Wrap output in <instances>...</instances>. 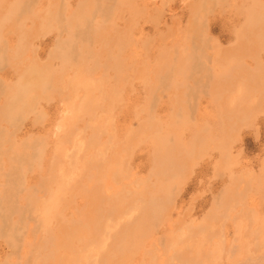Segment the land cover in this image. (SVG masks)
<instances>
[{
    "label": "rangeland",
    "instance_id": "obj_1",
    "mask_svg": "<svg viewBox=\"0 0 264 264\" xmlns=\"http://www.w3.org/2000/svg\"><path fill=\"white\" fill-rule=\"evenodd\" d=\"M16 1L0 0V112L28 69L36 85L12 124L0 115V198L14 166V189L22 187L11 192L17 215L9 210L8 226L0 218V264H198V256L200 264H264V0ZM58 43L71 44L62 46L67 57ZM158 195L161 219L142 230L141 206ZM18 210H29L21 223Z\"/></svg>",
    "mask_w": 264,
    "mask_h": 264
},
{
    "label": "bare ground",
    "instance_id": "obj_2",
    "mask_svg": "<svg viewBox=\"0 0 264 264\" xmlns=\"http://www.w3.org/2000/svg\"><path fill=\"white\" fill-rule=\"evenodd\" d=\"M28 1H29V0H28ZM28 1H26V2H28ZM89 1H91V0H89ZM93 1L96 2L97 0H93ZM103 1H104V0H103ZM253 1H254V0H253ZM16 2H17V4H18V0H17ZM20 2H21V1H20ZM23 2H25V1H23ZM31 2H32V1H31ZM110 2H111V1H110ZM113 2H114V1H113ZM203 2H205V1H203ZM203 2H202V3H203ZM13 3H14V2H13ZM29 3H30V1H29ZM51 3H52V2H51ZM90 3H91V2H90ZM97 3H99V2H97ZM103 3H104V2H103ZM199 3H200V1H199ZM19 4H20V3H19ZM19 4H18V5H19ZM94 4H95V3H94ZM110 4H111V3H110ZM20 5H21V4H20ZM25 5H26V4H25ZM27 5H31V4H27ZM65 5H66V4H65ZM107 5H109V4H107ZM253 5H254V4H253ZM23 6H24V3H23V5L20 6V7H23ZM83 6H84V5H83ZM88 6H89V5H88ZM96 6H97V5H96ZM110 6H111V5H110ZM12 7H13V6H12ZM12 7H11V8H12ZM15 7H16V8H15ZM25 7H26V6H25ZM28 7H29V6H28ZM49 7H50V6H49ZM62 7H63V6H62ZM23 8H24V7H23ZM103 8H104V7H103ZM111 8H112V7H111ZM252 8H253V7H252ZM18 9H19V6H15V5H14L13 11L16 10V12H17ZM21 9H22V8H21ZM81 9H83V8H81ZM94 9H95V8H94ZM201 9H202V8H201ZM262 9H264V8L262 7ZM24 10H25V8H24L23 10H20V9H19V11H24ZM78 10H79V9H78ZM87 10H88V9H87ZM196 10H197V9H196ZM258 10H259V9H258ZM13 11L11 10L10 14H11V13L13 14V13H14ZM250 11H251V10H250ZM16 12L14 13V15L11 14L10 16H13V18H16V15H15ZM26 12H27V11H26ZM29 12H30V11H29ZM81 12H82V11H81ZM91 12H92V11H91ZM95 12H96V11H95ZM257 12H258V11H257ZM260 12H262V11H260ZM17 13H18V12H17ZM21 13H22V12H21ZM58 13H59V11H58ZM86 13H87V12H86ZM4 14H5V13H4ZM4 14H3V15H4ZM7 14H8V13H7ZM18 14H19V13H18ZM18 14H17V15H18ZM60 14H62V13H60ZM99 14H100V13H99ZM246 14H247V13H246ZM248 14H249V13H248ZM253 14H254V12H253ZM253 14H252V15H253ZM261 14H262V13H261ZM261 14H260V15H261ZM24 15H25V13H24ZM24 15H23V16H24ZM58 15H59V14H58ZM58 15H57V16H58ZM78 15H79V14H78ZM93 15H94V14H93ZM100 15H101V14H100ZM260 15H259V16H260ZM14 16H15V17H14ZM26 16H27V15H26ZM98 16H99V15H98ZM256 16H257V15H256ZM5 17H6V16H5ZM58 17H59V16H58ZM254 17H255V14H254ZM2 18H3V17H2ZM2 18H1V19H2ZM11 18H12V17H11ZM18 18H19V16H18ZM49 18H50V17H49ZM83 18H84V15H83ZM94 18H95V17H94ZM247 18H249V17H247ZM262 18H264V17H262ZM16 19H17V18H16ZM59 19H60V18H58V21H59ZM91 19H92V17H91ZM249 19H250V18H249ZM253 19H255V18H253ZM4 20H5V19H4ZM4 20H3V21H4ZM11 20H12V19H11ZM62 20H63V19H62ZM83 20H84V19H83ZM88 20H89V19H88ZM102 20H103V19H102ZM247 20H248V19H247ZM24 21H25V20H24ZM67 21H68V20H67ZM85 21L87 22L86 18H85ZM85 21H83V22H85ZM92 21H93V20H92ZM106 21H107V20H106ZM248 21H252V20L250 19V20H248ZM0 22H1V21H0ZM11 22H13V21H11ZM104 22H105V21H104ZM3 23H4V22H3ZM20 23H21V22H20ZM66 23H67V22H66ZM70 23H71V22H70ZM105 23H106V22H105ZM0 24H1V23H0ZM4 24H5V23H4ZM57 24H58V23H57ZM88 24H89V23H88ZM107 24H108V23H107ZM255 24H256V23H255ZM9 25H10V24H9ZM91 25H92V24H91ZM2 26H3V24H2ZM111 26H112V25H111ZM250 26H251V25H250ZM253 26H254V25H253ZM79 27H80V26H79ZM248 27H249V25H248ZM250 28H251V27H250ZM16 29H17V28H16ZM22 29H23V28H22ZM88 29H89V28H88ZM92 29H93V28H92ZM97 29H98V28H97ZM263 29H264V28H263ZM99 30H100V29H99ZM96 31H97V30H96ZM262 31H263V30H262ZM24 32H25V31H24ZM88 32H89V31H88ZM93 32H94V31H93ZM99 32H100V31H99ZM91 33H92V32H91ZM101 33H102V32H101ZM21 34H22V33H21ZM25 34H26V33H25ZM43 34H44V33H43ZM93 34H94V33H93ZM259 34H260V33H259ZM71 35H72V34H71ZM77 35H78V34H77ZM90 35H91V34H90ZM0 36H1V35H0ZM19 36H21V35H19ZM23 36H24V35H23ZM73 36H74V35H73ZM122 36H123V35H122ZM69 37H70V39L72 38V36H70V35H69ZM99 37H100V36H99ZM28 38H29V36H28ZM32 38H33V37H32ZM67 38H68V37H67ZM74 38H75V37H74ZM88 38H89V37H88ZM0 39H1V38H0ZM19 39H21V38H19ZM33 39H36V38H33ZM70 39H69L68 42L71 41ZM83 39H84V38H83ZM89 40H90V39H89ZM103 40H104V39H103ZM117 40H118V39H117ZM23 41H24V40H23ZM23 41H22V43H23ZM65 41H66V40H65ZM75 41H76V40H75ZM109 42H110V41H109ZM28 43H29V42H28ZM90 43H91V42H90ZM19 44H20V43H19ZM24 44H25V43H24ZM69 44H70V43H66V44L64 45V43H62V44H61V43H58V45H57V49H58L59 51H61V52H59V53L62 55L63 58H64V57H67V56H66V54L64 53L65 48L62 47V46L64 45V46H66V47L68 48V46L71 45V44H70V45H69ZM74 44H75V43L73 42V45H74ZM78 44H79V43H78ZM91 44H92V43H91ZM105 44H106V43H105ZM75 45H77V44H75ZM112 45H113V44H112ZM22 46H23V45L20 44V47H22ZM29 46H30V45H29ZM70 47H71V46H70ZM72 47H74V46H72ZM101 47H102V46H101ZM118 47H119V46H118ZM241 47H242V46H241ZM23 48H24V46H23ZM75 48H76V47H75ZM75 48H74V50H75ZM83 48H84V47H83ZM83 48H82V49H83ZM110 48H112V47H110ZM110 48H108V49H110ZM120 48H121V47H120ZM1 49H2V47H1ZM16 49H17V48H16ZM72 49H73V48H72ZM237 50H238V49H237ZM15 51H16V50H15ZM76 51H77V50H76ZM83 51H84V50H83ZM111 51H112V50H111ZM120 51H122V50H120ZM242 51H243V49H242ZM259 51H260V50H259ZM3 52H4V51H3ZM3 52H2V54H3ZM10 52H11V51H10ZM86 52H87V51H86ZM108 52H109V50H108ZM13 53H14V52H13ZM191 53H193V52H191ZM197 53H198V52H197ZM9 54H10V53H9ZM81 54H83V53L81 52ZM109 54H110V53H109ZM117 54H118V53H117ZM241 54H243V53H241ZM0 55H1V54H0ZM7 55H8V54H7ZM61 55H60V56H61ZM71 55H72V54H70V56H71ZM83 55H84V54H83ZM194 55H195V54H194ZM196 55H197V54H196ZM254 55H255V54H254ZM5 56H6V55H5ZM70 56H69V57H70ZM108 56H109V55H108ZM198 56H200V55H198ZM8 57H9V56H8ZM16 57H17V56H16ZM73 57H74V56H73ZM75 57H76V56H75ZM0 58L2 59V56H1ZM11 58H12V57H11ZM13 58H15V53H14V57H13ZM17 58H18V57H17ZM49 58H51V56H50ZM49 58H48V59H49ZM161 58H162V57H161ZM197 58H198V57H197ZM1 59H0V63H1ZM5 59H6V58H5ZM57 59H58V58H57ZM67 59H68V58H67ZM67 59H66V60H67ZM2 60H3V59H2ZM7 60H8V59H7ZM14 60H15V59H14ZM14 60H13V61H14ZM16 60H17V59H16ZM51 60H52V59H51ZM80 60H81V58H80ZM5 61H6V60H5ZM67 61H68V60H67ZM72 61H73V60H72ZM83 61L85 62V60H82V62H83ZM108 61H109V59H108ZM10 62H11V61H10ZM62 62H63V61H62ZM64 62H65V61H64ZM69 62H70V61H69ZM220 62H221V61H220ZM5 63H6V62H5ZM8 63H9V62H8ZM14 63H15V62H14ZM21 63H22V62H21ZM233 63H234V62H233ZM236 64H237V62H236ZM160 65H161V63H160ZM216 65H217V64H216ZM240 65H241V64H240ZM9 66H10V65H9ZM80 66H82V65H80ZM114 66H115V65H114ZM105 67H106V66H105ZM163 67H164V66H163ZM163 67H162V68H163ZM33 68H34V67H33ZM33 68H32V69H33ZM35 68H38V67H35ZM42 68H43V67H42ZM116 68H117V67H116ZM171 68H172V67H171ZM60 69H61V68H60ZM185 70H186V69H185ZM230 70H231V69H230ZM238 70H239V69H238ZM31 71H32L31 69H30V70L28 69L23 75L20 76L21 78L18 79L19 81L17 80L18 83L16 82V83L18 84V85L16 84V85H17V88H16V89H15V88H13V89L11 88L12 90L15 89V90L13 91V93H12V90H11V89L8 90V91H10V92L12 93V95L10 96V100H9V98L7 97V98H8V100H7L8 102L4 105L3 109H2L1 112H0V115L2 116V118L5 117L7 121L10 120V121H11V124H12V122L14 121L13 119L18 118V116H17V111H16V107H17V105H18L20 102H23V101H24L23 103H26L24 99H25V98H28L30 95H32V94H30V93L32 92L33 88H34L35 85H36V84H34L35 81L30 79V78H31V74H32ZM260 71H261V70H260ZM160 72H161V71H160ZM190 72H191V70H190ZM257 72H258V71H257ZM169 73H170V72H169ZM32 75H33V74H32ZM157 75H158V74H157ZM193 75H194V74H193ZM255 75H256V74H255ZM33 76H35V75H33ZM33 76H32V78H34ZM51 76H52V75H51ZM61 76H62V75H61ZM92 76H93V74H92ZM226 76H227V75H226ZM237 76H238V75H237ZM44 77H45V76H44ZM44 77H43V78H44ZM41 78H42V76H41ZM55 78H57V77H55ZM60 78H61V77H60ZM80 78H81V77H80ZM86 78H87V77H86ZM255 78H256V77H255ZM170 79H171V78H170ZM39 80H40V79H39ZM43 80L45 81V79H43ZM43 80H42V81H43ZM100 80H101V79H100ZM218 80H219V79H218ZM240 80H241V78H240ZM96 81H97V80H96ZM167 81H169V80H167ZM215 81H216V80H215ZM244 81H245V80H244ZM101 82H102V81H101ZM103 82H104V81H103ZM163 82H164V80H163ZM201 82H202V81H201ZM236 82H237V81H236ZM236 82H235V83H236ZM35 83H36V82H35ZM38 83H39V82H38ZM38 83H37V84H38ZM41 83H42V82H41ZM75 83H76V82H75ZM167 83H168V82H167ZM254 83H255V82H254ZM99 84H100V83H99ZM201 84H202V83H201ZM219 84H221V83H219ZM224 84H225V83H224ZM16 85H15V86H16ZM40 85H41V84H40ZM50 85H51V84H50ZM165 85H166V84H165ZM171 85H172V84H171ZM104 86H105V85H104ZM225 86H226V85H225ZM73 87H74V86H73ZM165 87H167V86H165ZM168 87H169V86H168ZM168 87H167V88H168ZM174 87H175V86H174ZM38 89H39V88H38ZM42 89H43V88H42ZM52 89H53V88H52ZM85 89H86V88H85ZM97 89H98V88H97ZM187 89H188V88H187ZM201 89H202V88H201ZM220 89H221V88H220ZM35 90H37V89H35ZM48 90H49V89H48ZM78 90H79V89H78ZM153 90H154V89H153ZM164 90H165V89H164ZM178 90H179V88H178ZM185 90H186V89H185ZM254 90H255V89H254ZM33 91H34V90H33ZM37 91H38V90H37ZM51 91H52V90H51ZM104 91H105V90H104ZM104 91H102V92H104ZM52 92H53V91H52ZM52 92H51V93H52ZM87 92H88V91H87ZM112 92H113V91H112ZM211 92H212V91H211ZM239 92H240V91H239ZM42 94H43V93H42ZM46 94H47V93H46ZM113 94H114V93H113ZM187 94H189L188 91H187ZM224 94H225V93H224ZM4 95H5V94H4ZM84 95H85V94H84ZM239 95H240V94H239ZM34 96L37 97L35 94H34ZM92 96H93V95H92ZM101 96H102V95H101ZM154 96H155V94H154ZM182 96H183V94H182ZM31 97H32V96H30V99H32ZM35 97H33V99H34ZM82 97H83V96H82ZM210 97H211V96H210ZM5 98H6V95H5ZM188 98H189V97H188ZM216 98H217V97H216ZM47 99H48V98H47ZM109 99H110V98H109ZM260 99H261V97H260ZM75 100H76V99H75ZM185 100H186V99H185ZM4 101H5V100H4ZM28 101H29V100H28ZM35 101H36V100H35ZM69 101H70V100H69ZM85 102H87V101H85ZM253 102H254V101H253ZM23 103H21V104H23ZM99 103H100V102H99ZM33 104H34V102H33ZM83 104H84V103H83ZM24 105H25V104H24ZM26 105H29V106H30V103H27ZM26 105H25V106H26ZM75 105H76V104H75ZM20 106H22V105H20ZM220 106H221V105H220ZM26 107H27V106H26ZM79 107H80V106H79ZM28 108H29V107H28ZM114 108H115V107H114ZM30 109H32V107H31ZM83 109H84V108H83ZM83 109H82V110H83ZM18 110H19V109H18ZM25 110H26V109H24V110L21 111L22 114H23V111H25ZM32 110H33V109H32ZM35 110H36V109H35ZM231 110H232V109H231ZM19 111H20V110H19ZM26 111H27V110H26ZM26 111H25V112H26ZM77 111H78V110H77ZM180 111H181V110H180ZM187 111H188V110H187ZM253 111H254V110H253ZM32 112H33V111H32ZM81 112H82V111H81ZM97 112H98V111H97ZM232 112H233V111H232ZM19 113H20V112H19ZM79 113H80V112H79ZM94 113H95V112H94ZM239 113H240V112H239ZM242 113H243V112H242ZM230 114H231V113H230ZM23 115H24V114H23ZM25 115H27V114H25ZM228 115H229V114H228ZM240 115H241V114H240ZM185 116H186V115H185ZM19 117H20V115H19ZM174 117H175V115H174ZM239 117H240V116H239ZM245 118H246V117H245ZM235 119H236V118H235ZM238 119H239V118H238ZM12 120H13V121H12ZM19 120H20V119H19ZM91 120H92V119H91ZM228 120H229V119H228ZM232 120H233V119H232ZM225 121H226V120H225ZM230 121H231V119H230ZM242 121H243V120H242ZM4 122H5V121H4ZM228 122H229V121H228ZM233 122H234V120H233ZM6 123H8V122H6ZM89 123H90V122H89ZM220 123H221V122H220ZM13 124H14V123H13ZM15 124H16V123H15ZM175 124H176V122H175ZM223 125H224V124H223ZM227 125H228V124H227ZM234 125H235V124H234ZM229 126H230V125H229ZM141 127H142V126H141ZM141 127H140V128H141ZM147 128H148V127H147ZM65 129H66V128H65ZM15 130H16V129H15ZM145 130H146V129H145ZM140 132H141V131H140ZM143 133H144V132H143ZM223 133H224V132H223ZM141 134H142V133H141ZM160 134H161V133H160ZM0 135H2V132H1ZM97 135H98V134H97ZM1 137H2V136H1ZM9 137H10V136H9ZM11 137H12V136H11ZM130 137H131V136H130ZM225 137H226V136H225ZM64 138H65V137H64ZM2 139H3V138H2ZM91 139H92V138H91ZM91 139H90V140H91ZM130 139H132V138H130ZM0 140H1V139H0ZM65 140H66V139H65ZM196 140H197V139H196ZM202 140H203V139H202ZM222 140H223V139H222ZM228 140H229V139H228ZM1 141H2V140H1ZM3 141H4V140H3ZM35 142H36V141H35ZM165 143H166V142H165ZM222 143H223V142H222ZM2 144H3V143H2ZM2 144H1V145H2ZM63 144H64V143H63ZM108 144H109V143H108ZM108 144H107V146H108ZM128 144H129V143H128ZM157 144H158V143H157ZM159 144H161V143H159ZM159 144H158V145H159ZM219 144H220V143H219ZM1 145H0V146H1ZM124 145H125V144H124ZM130 145H132V144H130ZM163 145H164V144H163ZM227 145H228V144H227ZM39 146H40V145H39ZM39 146H38V147H39ZM121 146H122V145H121ZM164 146H165V145H164ZM194 146H196V145H194ZM223 146H224V144H223ZM2 147H3V146H2ZM32 147H33V146H32ZM35 147H37V146H35ZM85 147H86V146H85ZM129 147H131V146H129ZM162 147H163V146H162ZM79 148H80V147H79ZM123 148H124V147H123ZM159 148H160V147H159ZM29 149H30V148H29ZM29 149H28V150H29ZM40 149H41V148H40ZM44 149H45V148H44ZM77 149H78V148H77ZM160 149H161V148H160ZM14 150H16V149H14ZM24 150H25V149H24ZM31 150H32V148H31ZM31 150H30V151H31ZM35 150H36V149H35ZM73 150H74V148H73ZM73 150H72V151H73ZM157 150H158V149H157ZM173 150H174V149H173ZM22 151H23V150H22ZM26 151H27V150H26ZM75 151H76V150H75ZM75 151H74V152H75ZM78 151H80V150H78ZM155 151H156V150H155ZM32 152H33V150H32ZM35 152H36V151H35ZM39 152H40V151H39ZM107 152H108V151H107ZM165 152H166V151H165ZM1 153H2V152H1ZM12 153H13V152H12ZM14 153H15V152H14ZM59 153H60V152H59ZM170 153H171V152H170ZM24 154H25V153H24ZM30 154H31V153H30ZM35 154H36V153H35ZM72 154H73V153H71V155H72ZM182 154H183V153H182ZM1 155H2V154H1ZM129 155H130V154H129ZM156 155H157V154H156ZM222 155H223V154H222ZM16 156H17V155H16ZM24 156H25V155H24ZM24 156H23V157H24ZM31 156H33V158H34V154L31 155ZM35 156H37V155H35ZM115 156H116V155H115ZM194 156H195V155H194ZM5 157H6V156H5ZM58 157H59V156H58ZM96 157H97V156H96ZM174 157H175V156H174ZM29 158H30V157H29ZM33 158H30V159H33ZM56 158H57V157H56ZM64 158H65V157H64ZM69 158H70V157H69ZM78 158H79V157H78ZM164 158H165V157H164ZM187 158H188V157H187ZM227 158H228V156H227ZM16 159H17V158H16ZM26 159H27V158H26ZM70 159H71V158H70ZM76 159H77V158H76ZM155 159H156V162H157L158 157H156ZM19 160L23 161L22 158L19 159ZM36 160H37V159H36ZM38 160H39V159H38ZM57 160H58V158H57ZM72 160H73V159H72ZM72 160H71V162H72ZM172 160H173V159H172ZM32 161H33V160H32ZM153 161H154V160H153ZM14 162H15V159H14ZM17 162H18V160H17ZM23 162H24V161H23ZM33 162L35 163V161H33ZM37 162H38V161H37ZM57 162H58V161H57ZM75 162H76V161H75ZM163 162H164V161H163ZM163 162H162V163H163ZM34 163H31V162H30V164H32V165H34ZM38 163H39V162H38ZM157 163H158V162H157ZM19 164H20V161H19ZM22 164H25V163H22ZM22 164H21V165H22ZM60 164H61V163H60ZM153 164H154V163H153ZM178 164H179V163H178ZM26 165H27V164H26ZM53 165H54V164H53ZM70 165H71V163H70ZM73 165H74V164H73ZM158 165H159V164H158ZM13 166H14V165H13ZM19 166H20V165H19ZM28 166H29V168H31L30 165H28ZM51 166H52V165H51ZM56 166H57V165H56ZM114 166H115V165H114ZM156 166H157V164H156ZM72 167H73V166H72ZM112 167H113V166H112ZM161 167H162V166H161ZM22 168H23V167H22ZM55 168H56V170H57V167H55ZM76 168H77V167H76ZM99 168H100V167H99ZM155 168H157V167H155ZM12 169H13V172H11V173H12V175H13L14 177H13V176L11 177V175H10V176H8V178H5V179L7 180V182H6L7 189H6V191L3 192V193H4L3 198H0V216H1L0 218H2L1 220L4 222V224H2V225H6V224H7V221H9V220H8V219H9V218H8V213H10L11 210L15 207V205H13V203L11 204V202L13 201V200H12L13 195L15 196L17 193H20V192H18V190H17V192H16V189H17L18 187H17L16 189H14L15 187L13 186V183H14V182H13V179L16 180V179L19 178V177H18V174L14 172V171H15V166H14ZM24 170H26L25 167H24ZM29 170H30V169H29ZM39 170H40V169H39ZM73 170L75 171V169H73ZM16 171L18 172V169H16ZM27 171H28V170H27ZM63 171H64V170H63ZM91 171H93V170H91ZM96 171H97V170H96ZM122 171H123V170H122ZM159 171H161V169H160ZM171 171H172V170H171ZM173 171H175V170L173 169ZM79 172H81V171H79ZM85 172H86V171H85ZM104 172H105V171H104ZM108 173H109V172H108ZM113 173H114V172H113ZM156 173H157V171H156ZM180 173H181V172H180ZM49 174H50V173H49ZM99 174H100V173H99ZM99 174H98V175H99ZM154 174H155V173H154ZM22 175H23V174H22ZM94 175H95V174H94ZM113 175H114V174H113ZM23 176H24V175H23ZM99 176H100V175H99ZM103 176H104V174H103ZM119 176H120V175H119ZM162 176H163V175H162ZM81 177H82V176H81ZM90 177H91V176H90ZM115 177H116V176H115ZM92 178H93V181L97 179V178L94 179L95 177H92ZM119 178H120V177H119ZM160 178H161V175H160ZM101 179H102V178H101ZM105 179H106V177H105ZM112 179H113V178H112ZM155 179H156V178H155ZM176 179H177V178H176ZM48 180H49V179H48ZM90 180H91V178H90ZM99 180H100V179H99ZM99 180H98V181H99ZM113 180H114V179H113ZM16 181H17V180H16ZM19 181H21V180H19ZM50 181H51V180H50ZM77 181H78V180H77ZM96 181H97V180H96ZM98 181H97V182H98ZM106 181H107V180H106ZM164 181H165V179H164ZM97 182H96V183H97ZM104 182H105V181H104ZM111 182H112V181H111ZM174 182H176V181H174ZM179 182H180V181H179ZM19 184H20V186H21V182L18 183V185H19ZM99 184H100V183H99ZM43 185H44V184H43ZM100 185H101V184H100ZM147 185H148V184H147ZM54 186H55V185H54ZM79 186H80V185H79ZM117 186H118V184H117ZM137 186H138V185H137ZM97 187H98V186H97ZM97 187H96V186H95V187H92V189L95 188V190H96ZM142 187H143V186H142ZM159 187H160V186H159ZM161 187L163 188L162 185H161ZM169 187H170V186H169ZM174 187H175V186H174ZM174 187H173V188H174ZM5 188H6V187H5ZM39 188L41 189V187H39ZM70 188H71V187H70ZM3 189H4V188H3ZM18 189H19V191H20V189H22V187H21V188H18ZM42 189H43V188H42ZM60 189H61V188H60ZM103 189H104V188H103ZM143 189H144V188H143ZM165 189H166V188H164V190H165ZM4 190H5V189H4ZM32 190H33V189H32ZM68 190H69V188H68ZM97 190H98V189H97ZM161 190H162V189H161ZM22 191H23V190H22ZM27 191H28V190H27ZM33 191H34V190H33ZM43 191H45V190H43ZM43 191H42V192H43ZM51 191H52V190H51ZM141 191H142V190H141ZM170 191H171V190H170ZM234 191H235V190H234ZM11 192L13 193V195H12ZM68 192H69V191H68ZM93 192H94V191H93ZM100 192H101V191H100ZM121 192H122V191H121ZM123 192H124V191H123ZM142 192H144V191H142ZM142 192H141V193H142ZM146 192H147V190H146ZM162 192H163V191H162ZM164 192H165V191H164ZM24 193H25V192H24ZM29 193H30V192H29ZM43 193H44V192H43ZM91 193H92V192H91ZM96 193H97V192H95L94 194H96ZM98 193H99V192H98ZM102 193H104V192H102ZM160 193H161V192H160ZM235 193H236V192H235ZM40 194H41V193H40ZM94 194H93V195H94ZM130 194H131V192H130ZM164 194H165V193H164ZM169 194H170V193H169ZM171 194H172V193H171ZM31 195H32V194H31ZM34 195H35V194H34ZM51 195H52V194H51ZM88 195H89V194H88ZM114 195H115V194H114ZM120 195H121V194H120ZM120 195H119V196H120ZM156 195H157V193H156ZM89 196H91V195H89ZM95 196H96V195H95ZM102 196H103V194H102ZM112 196H113V195H112ZM115 196H116V195H115ZM136 196H137V195H135V197H136ZM139 196H141V194H140ZM164 196H166V195H164ZM229 196H230V194H229ZM236 196H237V195H236ZM86 197H87V196H86ZM100 197H101V196H100ZM100 197L98 196V198H100ZM141 197H142V196H141ZM152 197H153V196H152ZM152 197H151V200H150V198H148V199H149L150 201H152ZM158 197H159V198H158L157 200H155L154 202H150V205L152 204V206H150L149 208L141 206V200H142V199H141L140 197H139V198H140L141 200L138 199V201H140V202H138V203H139L140 206L143 208L142 213L144 214V217H139V219L141 218V222H139V223H140L139 225H140V226L143 225V226H142V230L146 227V225H147L149 222L151 223L153 220L156 221V220H159L158 218H160V217H158V218H156V217H157L158 212L161 210V208H162V206H163V204H164V201H163L162 199H160L161 196L158 195ZM24 198H25V197H24ZM29 198H30V197H29V195H28V199H29ZM88 198H90V197H88ZM96 198H97V196H96ZM104 198H106V197L104 196ZM107 198H109V197H107ZM122 198H123V197H122ZM126 198H127V195H126ZM137 198H138V197H137ZM146 198H147V197H146ZM238 198H239V197H238ZM238 198H237V199H238ZM18 199H20V198H18ZM31 199H32V197L29 199V204L25 203V205L27 204L26 207H28V208H31V205H32V203H33V202L31 201ZM34 199H35V198H34ZM48 199H49V198H48ZM50 199H51V198H50ZM131 199H132V198H130V200H131ZM134 199H136V198H134ZM153 199H154V198H153ZM11 200H12V201H11ZM21 200H22V199H21ZM25 200H26V199H25ZM35 200H36V199H35ZM54 200H55V199H54ZM96 200H98V199H96ZM100 200H101V199H100ZM106 200H107V199H106ZM115 200H116V199H115ZM128 200H129V199H128ZM143 200H144V199H143ZM146 200H147V199H146ZM165 200H166V199H165ZM229 200H230V199H229ZM62 201H63V200H62ZM62 201H61V202H62ZM109 201H110V200H108L107 202H109ZM120 201H121V200H120ZM124 201L126 202V199H124ZM124 201H123V202H124ZM226 201H227V200H226ZM230 201H232V200H230ZM230 201H229V202H230ZM13 202L15 203V200H14ZM26 202H27V201H26ZM37 202H39V200H38ZM56 202H57V201H56ZM98 202H99V201H98ZM103 202H104V201H103ZM103 202H102V203H103ZM129 202H130V201H129ZM131 202H132V201H131ZM135 202H136V201H135ZM147 202H148V201H147ZM166 202H167V201H166ZM170 202H172V201L170 200ZM112 203H113V202H112ZM116 203H117V202H116ZM120 203H122V202H120ZM120 203L118 202V204H120ZM222 203H223V201H222ZM17 204H18V203H17ZM92 204H93V203H92ZM98 204H99V203H98ZM106 204H107V203H106ZM108 204L112 205L111 203H108ZM108 204H107V205H108ZM118 204H117L116 206H118ZM125 204H126V203H125ZM225 204H227V203H225ZM231 204H232V202H231ZM235 204H236V202H235ZM11 205H12V206H11ZM41 205H42V204H41ZM113 205H115V203H113ZM126 205H127V204H126ZM129 205H130V203H129ZM135 205H136V203H135ZM142 205H143V204H142ZM144 205H146V204H144ZM147 205H148V204H147ZM220 205H221V204H220ZM236 205H237V204H236ZM6 206H7V207H6ZM13 206H14V207H13ZM56 206H57V205H56ZM102 206H103V205H102ZM137 206H138V205L135 206V209H136ZM140 206H139V207H140ZM148 206H149V205H148ZM171 206H172V205H171ZM215 206H216V205H215ZM221 206H222V205H221ZM22 207H23V206H22ZM26 207H25V208H26ZM32 207H36V206H32ZM86 207H87V206H86ZM92 207H93V206H92ZM97 207H98V206H97ZM99 207H100V206H99ZM110 207H111V206H110ZM121 207H122V206H121ZM121 207H119V209H120ZM127 207H128V206H127ZM139 207H138V208H139ZM141 207H140V209H141ZM224 207H226V206H224ZM228 207H229V205H228ZM18 208H19V207H18ZM28 208H27V209H28ZM89 208H90V207H89ZM94 208H95V207H94ZM102 208H103V207H102ZM105 208H106V207L104 206V209H105ZM111 208H112V207H111ZM117 208H118V207H117ZM117 208H115V209H117ZM63 209H64V208H63ZM96 209H98V208H96ZM96 209H94V211H95ZM109 209H110V208H109ZM128 209H129V208H128ZM169 209H171V208H169ZM217 209H218V208H217ZM224 209H225V208H224ZM9 210H10V212H9ZM14 210H16V209L14 208ZM14 210H13V211H14ZM107 210H108V209H107ZM110 210H111V209H110ZM110 210H109V211H110ZM112 210H113V209H112ZM112 210H111V211H112ZM117 210H118V209H117ZM132 210H133V209H132ZM141 210H142V209H141ZM226 210H227V209H226ZM230 210H231V209H230ZM36 211H37V210H36ZM49 211H50V210H49ZM88 211H89V210H88ZM91 211H92V209H91ZM91 211H90V212H91ZM105 211H106V210H105ZM105 211H104V212H105ZM114 211L116 212V210H114ZM127 211H128V210H127ZM136 211H137V209H136L134 212H136ZM163 211H164V210H163ZM241 211H242V210H241ZM15 212H16V215H17V210H16ZM15 212H13V213H15ZM18 212H19V214L21 215V217L19 218V220H20V219L23 217V215H24L25 213L29 212V210H27V211H26V210H25V211H24V210H18ZM39 212H40V211H39ZM42 212H43V211H42ZM42 212H41V214L44 213V212H43V213H42ZM60 212H61V211H60ZM85 212H86V211H85ZM102 212H103V211H102ZM115 212H114V214H115ZM161 212H162V211H161ZM166 212L168 213V210H167ZM216 212H217V211H216ZM49 213H50V212H49ZM94 213H95V212H93V214H94ZM110 213H111V212H110ZM138 213H141V212H140V211H137V214H138ZM10 214H12V213H10ZM100 214H101V212H100ZM111 214H113V212H112ZM161 214H162V213H161ZM164 214H165V213H164ZM29 215H30V214H29ZM39 215H40V214H39ZM86 215H87V214H86ZM86 215H85V216H86ZM95 215H96V213H95ZM97 215H99V213H98ZM105 215H107V214H105ZM117 215H118V214H117ZM122 215H123V214H122ZM126 215H127V214H126ZM132 215H133V214H132ZM135 215H136V214H135ZM140 215H141V214H140ZM140 215H139V216H140ZM209 215H210V214H209ZM12 216H13V214H12ZM14 216H15V215H14ZM18 216H19V215H18ZM85 216H84V217H85ZM99 216H100V215H99ZM102 216H103V215H102ZM109 216H110V215H109ZM113 216H114V215H113ZM162 216H164V215L162 214ZM9 217H11V216H9ZM78 217H79V216H78ZM94 217H95V216H94ZM100 217H101V216H100ZM103 217H104V216H103ZM103 217H102V218H103ZM114 217H115V216H114ZM114 217H113V218H114ZM132 217H133V216H132ZM134 217H135V216H134ZM166 217H167V216H166ZM228 217H229V216H228ZM82 218H83V217H82ZM82 218H81V220H83ZM86 218H87V217H85V218H84V221H82L81 223H77V225L80 224L79 226L81 227V224H82L83 222H85V219H86ZM96 218H97V217H96ZM96 218H95V219H96ZM104 218H105V217H104ZM108 218H109V217H108ZM113 218H110V219H112V220L114 221ZM155 218H156V220H155ZM205 218H206V217H205ZM22 219L25 220V216H24ZM28 219H29V217H28ZM44 219H45V218H44ZM44 219H43V220H44ZM46 219H47V218H46ZM46 219H45V220H46ZM79 219H80V218H79ZM87 219H88V218H87ZM87 219H86V220H87ZM135 219H136V218H135ZM160 219H161V218H160ZM162 219H164V217H162ZM212 219H213V218H212ZM1 220H0V221H1ZM19 220H18V222L21 223V220H20V221H19ZM23 220H22V221H23ZM31 220H32V218H31ZM35 220H36V219H35ZM100 220H101V218H100ZM207 220H208V219H207ZM213 220H214V219H213ZM216 220H217V219H216ZM2 221H1V222H2ZM37 221H38V219H37ZM47 221H49V220H47ZM75 221L77 222V219H76ZM91 221H92V220H91ZM103 221H104V220H103ZM130 221L132 222L133 220H130ZM139 221H140V220H139ZM161 221H163V220H161ZM181 221H182V220H181ZM250 221H252V220H250ZM263 221H264V220H263ZM3 222H2V223H3ZM24 222H25V221H24ZM34 222H35V221H34ZM88 222H90V221H88ZM88 222H87V224H88ZM94 222H95V221H94ZM94 222L92 221V223H94ZM101 222H102V221H101ZM121 222H122V221H121ZM208 222H209V221H208ZM9 223H11V222H8V224H9ZM16 223H17V221H16ZM16 223H15V224H16ZM36 223H37V222H35V224H36ZM42 223H43V222H42ZM51 223H52V222H51ZM62 223H64V222H62ZM71 223H72V222H71ZM74 223H75V222H74ZM114 223H115V222H114ZM127 223H128V222H127ZM136 223H137V222H136ZM150 223H149V224H150ZM152 223H153V222H152ZM156 223H157V222H156ZM159 223H160V222H159ZM8 224H7V226H8ZM22 224H24V223H22ZM22 224H21V225H22ZM33 224H34V223H33ZM40 224H41V223H40ZM95 224H96V223H95ZM99 224H101V223L99 222ZM103 224H105V223H103ZM103 224H102V225H103ZM122 224H123V223H122ZM149 224H148V226H151V225H149ZM153 224H154V223H153ZM183 224H185V223H183ZM183 224H182V225H183ZM202 224H204V222H203ZM2 225H1V226H2ZM12 225H14V223H12ZM21 225H20V226H21ZM59 225H62V224H59ZM77 225L75 224V227H76ZM110 225H111V223H110ZM112 225H113V223H112ZM131 225H132V223L130 224V226H131ZM133 225H134V224H133ZM133 225H132V226H133ZM139 225L137 224V226H138V228H139V231H141ZM156 225H157V224H156ZM159 225H161V223H160ZM179 225H180V224H179ZM208 225H209V224H208ZM212 225H213V224H212ZM18 226H19V225H18ZM20 226H19V227H20ZM25 226H26V225H25ZM71 226H72V225H71ZM114 226H115V225H114ZM122 226H123V225H122ZM122 226H121V227H122ZM132 226H131V227H132ZM152 226H153V225H152ZM9 227H11V228H10V232H12V233H10V234L15 235L14 233L19 232V231H16V227H15V226H9ZM35 227H36V226H34V228H35ZM108 227H109V225L107 226V228H108ZM125 227H128V224H125ZM133 227H134V226H133ZM133 227H132V228H133ZM135 227H136V226H135ZM143 227H144V228H143ZM154 227H155V226H154ZM154 227H153V228H154ZM180 227H181V226H180ZM206 227H207V226H206ZM2 228H3V227H2ZM20 228H21V227H20ZM37 228H38V227H37ZM41 228H42V226H41ZM64 228H65V225H64ZM67 228H68V224H67ZM67 228L65 229V231H66V230H69V229H67ZM71 228H72V227H71ZM71 228H70V229H71ZM76 228H78V227H76ZM99 228H101V226H100ZM118 228L120 229V226H118ZM122 228H124V227H122ZM149 228H151V227H149ZM149 228H148V229H149ZM0 229H1V228H0ZM53 229H54V228H53ZM72 229H73V228H72ZM124 229H125V228H124ZM127 229H128V228H127ZM127 229H126V230H127ZM146 229H147V228H146ZM148 229H147V231H145V232H148ZM205 229H206V228H205ZM1 230H2V229H1ZM7 230H9V229H7ZM26 230H27V228H26ZM41 230H42V229H41ZM54 230H55V229H54ZM60 230H61V229H60ZM107 230H108V229H107ZM121 230H123V229H121ZM126 230H125V231H126ZM186 230H187V229H186ZM190 230H191V229H190ZM245 230H246V229H245ZM2 231H3V230H2ZM15 231H16V232H15ZM33 231H34V230H32V232H33ZM57 231H58V230H57ZM63 231H64V229H63ZM65 231H64V233H66ZM81 231H82V230H81ZM89 231H90V230H89ZM113 231H114V230H113ZM118 231H119V230H118ZM118 231L116 230V232H118ZM150 231H151V229H150ZM188 231H189V230H188ZM198 231H199V230H198ZM204 231H205V230H204ZM207 231H208V230H207ZM209 231H210V230H209ZM23 232H24V231H23ZM35 232H36V231H35ZM38 232H39V231H38ZM38 232H37V233H38ZM41 232H42V231H41ZM84 232L86 233L87 230L84 231ZM109 232H110V231H109ZM121 232H122V231H121ZM126 232H127V231H126ZM126 232H125V233H126ZM132 232H133V233H134V232H138V230H137V231L135 230V231H132ZM177 232L179 233V231H177ZM191 232H192V231H191ZM7 233H8V232H7ZM7 233H6V234H7ZM43 233H46V232H43ZM51 233H52V232H51ZM61 233L63 234V232H61ZM77 233H78V232H77ZM119 233H120V232H119ZM133 233H132V234H133ZM151 233H152V232H151ZM187 233H188V232H187ZM189 233H190V232H189ZM195 233H196V232H195ZM205 233H206V232H205ZM208 233H209V232H208ZM2 234H3V233H2ZM68 234H69V233H68ZM72 234H73V233H72ZM74 234H75V233H74ZM137 234L139 235V234H143V233H136V235H137ZM148 234H149V233H148ZM180 234H181V233H180ZM212 234H213V233H212ZM215 234H216V233H215ZM255 234H257V233H255ZM17 235H19V234H17ZM46 235H47V234H46ZM50 235H51V234H50ZM65 235H66V234H65ZM78 235H79V233H78ZM85 235H87V234H85ZM138 235H137V237H138L139 239H141L140 237H143V236H140V235L138 236ZM167 235H168V234H167ZM202 235H204V234H202ZM243 235H244V234H243ZM2 236H3V235H1V238H3ZM10 236H11V239H12V235H10ZM10 236H9V237H10ZM19 236H20V235H19ZM19 236H18V237H19ZM62 236H64V234H63ZM75 236H77V235H75ZM75 236H74V237H75ZM87 236H88V235H87ZM110 236H111V234H110ZM127 236H129V235L127 234ZM193 236H194V235H193ZM209 236H210V234H209ZM55 237H56V236H55ZM55 237H54V238H55ZM69 237H70V236H69ZM93 237H94V235H93ZM95 237H96V236H95ZM130 237H131V236H130ZM172 237H173V235H172ZM202 237H203V236H202ZM211 237H212V236H211ZM256 237H257V236H256ZM57 238H58V236H57ZM64 238H65V237H64ZM67 238H68V237H67ZM81 238H82V237H81ZM81 238H80V239H81ZM87 238H88V237H87ZM87 238H86V239H87ZM104 238H105V237H104ZM131 238H132V237H131ZM138 238H136V239H138ZM185 238H186V237H185ZM206 238H207V236H205V239H206ZM5 239H6V238H5ZM8 239H9V238H8ZM62 239H63V238H62ZM65 239H66V238H65ZM74 239H76V241L79 240V239L77 240V238H74ZM86 239H84V240H86ZM91 239L93 240V238H91ZM91 239H89V240H91ZM124 239H125V238H124ZM129 239H130V238H129ZM136 239H135V240H136ZM144 239H145V238H144ZM165 239H166V238H165ZM179 239H180V238H179ZM190 239H191V238H190ZM213 239H214V238H213ZM16 240H17V239H16ZM48 240H49V239H48ZM68 240H69V239H68ZM127 240H128V239H127ZM127 240H125L126 243H129V242H127ZM131 240H132V239H131ZM131 240H128V241H131ZM142 240H143V239H142ZM172 240H174V238H172ZM17 241H18V240H17ZM52 241H53V240H52ZM52 241H51V242H52ZM62 241H63V240H62ZM64 241H65V240H64ZM119 241H120V240H119ZM125 241H124V242H125ZM132 241H133V240H132ZM168 241H169V239H168ZM180 241H181V240H180ZM205 241H206V240H205ZM257 241H258V240H257ZM8 242H9V241H8ZM10 242H11V241H10ZM10 242H9V244H10ZM20 242H21V241H20ZM67 242H68V241H67ZM72 242H73V241H72ZM100 242H102V241L100 240ZM104 242H105V241H104ZM136 242H137V240H136ZM165 242H167V240H166ZM173 242H174V241H173ZM190 242H192V241H190ZM210 242H211V240H210ZM254 242H255V241H254ZM75 243H76V242H75ZM92 243H94V242L92 241ZM96 243H98V241H97ZM187 243H188V242H187ZM58 244H59V243H58ZM61 244H62V243H61ZM77 244H78V243H77ZM77 244H76V245H77ZM81 244H83L82 241H81ZM81 244H80V245H81ZM104 244H105V243H104ZM109 244H110V243H109ZM131 244H133V242H131ZM131 244H130V245H131ZM171 244H172V243H171ZM171 244H170V246H171ZM177 244H178V243H177ZM177 244H176V246H178ZM184 244H185V243H184ZM189 244H190V243H189ZM191 244H192V243H191ZM195 244H196V243H195ZM195 244H194V245H195ZM207 244H208V243H207ZM241 244H242V243H241ZM50 245H51V244H49L48 246H50ZM72 245H73V244H72ZM76 245H75V246H76ZM85 245H86V244H85ZM87 245H88V244H87ZM94 245H95V244H94ZM112 245H113V244H112ZM159 245H160V243H159ZM166 245H167V244H166ZM168 245H169V243H168ZM172 245H173V244H172ZM182 245H183V244H182ZM192 245H193V244H192ZM197 245H198V244H197ZM214 245H215V244H214ZM238 245H239V243H238ZM10 246H11V245H10ZM10 246H9V247H10ZM12 246H14V240H13V239H12ZM46 246H47V245H46ZM70 246H71V242H70ZM100 246H102V245H100ZM139 246H140V244H139ZM157 246H158V245H157ZM198 246L202 247L203 250L207 248V247H206V248H203V246H202L201 244L198 245ZM207 246H208V245H207ZM254 246H255V245H254ZM59 247H60V245H59ZM83 247H84V246H83ZM91 247H92V246H90L89 249H91ZM110 247H111V246H110ZM161 247H162V245H161ZM208 247L211 248V245H209ZM216 247H217V246H216ZM238 247H240V245H239ZM49 248H50V247H49ZM57 248H58V247H57ZM64 248H65V247H64ZM64 248H63V250H64ZM66 248H67V247H66ZM75 248H76V247H75ZM77 248H79V247H77ZM80 248H81V246H80ZM80 248H79V249H80ZM85 248H86V247H85ZM103 248H104V247H103ZM162 248H163V247H162ZM172 248H173V247H172ZM185 248H186V247H185ZM187 248H188V247H187ZM189 248H190V247H189ZM210 248H209V251H210ZM240 248H241V247H240ZM257 248H258V247H257ZM38 249H39V247H38ZM44 249H45V248H44ZM50 249H51V248H50ZM50 249H49V250H50ZM53 249H55V248H52V250H53ZM179 249H180V248H179ZM195 249H197V247L194 248V250H195ZM199 249H200V248H199ZM238 249H239V248H238ZM11 250H12V249H11ZM93 250H94V248H93ZM98 250H99V249H98ZM139 250H140V249H139ZM162 250H163V249H162ZM203 250H198V252L194 251V253L196 252V256H198L197 254L200 253L199 251L203 252ZM214 250H215V249H214ZM217 250H218V248H217ZM229 250H230V249H229ZM30 251H31V250H30ZM90 251H91V250H90ZM94 251H96V250H94ZM102 251H105V250H102ZM176 251H177V250H176ZM180 251H181V250H180ZM186 251H187V250H186ZM189 251H190V250H189ZM220 251H221V249H220ZM231 251L233 252V250H231ZM231 251H230V253H231ZM234 251H235V250H234ZM237 251H238V250H237ZM239 251L242 252L241 250H239ZM12 252H13V251H12ZM106 252H107V250H106ZM106 252H105V254H106ZM187 252H188V251H187ZM187 252H185V256H186V257L188 256V255H187V254H188ZM190 252H191V251H190ZM190 252H189V253H190ZM206 252H207V250H206ZM211 252L213 253V251H210V253H211ZM215 252H216V251H215ZM9 253H10V252H9ZM67 253H68V252H67ZM70 253H71V252H70ZM75 253H76V252H75ZM89 253H90V252H89ZM91 253H93V252L91 251ZM103 253H104V252H103ZM152 253H153V252H152ZM172 253L174 254V252H172ZM186 253H187V254H186ZM191 253H192V252H191ZM204 253H205V252H204ZM204 253H202V254H204ZM220 253H221V252H220ZM14 254H15V253H14ZM68 254H69V253H68ZM68 254H67V256H68ZM95 254H96V252H95ZM105 254H103V255H105ZM108 254H109V253H108ZM108 254H107V255H108ZM133 254H134V253H133ZM175 254H176V253H175ZM183 254H184V252L182 253V258H183ZM200 254H201V253H200ZM231 254H232V253H231ZM233 254H234V253H233ZM43 255H44V254H43ZM57 255H58V254H57ZM61 255H62V253H61ZM74 255H75V254H73L72 257H74ZM107 255H106V256H107ZM192 255H193V254H191V256L189 255V257H192ZM205 255H206V254H205ZM208 255H209V254H208ZM213 255H214V253H213ZM229 255H230V254H229ZM234 255H235V254H234ZM236 255H237V254H236ZM236 255H235V256H236ZM33 256H34V255H33ZM69 256H71V255H69ZM127 256H129V255H127ZM127 256H126V257H127ZM164 256H165V255H164ZM177 256H179V255H177ZM180 256H181V254H180ZM194 256H195V255H194ZM214 256H215V255H214ZM214 256L211 255V257H213V258H214ZM219 256H220V254H219ZM231 256H232V255H230V257H231ZM8 257H9V256H8ZM8 257H7V258H8ZM42 257H43V256H42ZM46 257H47V255H46ZM79 257H80V256H79ZM110 257H111V256H110ZM120 257H121V255H120ZM123 257H125V256H123ZM153 257H154V256H153ZM169 257H170V256H169ZM174 257H175V255H174ZM174 257H173V259H174ZM186 257H184V258H185L184 260H185L186 263H188V261H186ZM189 257H188V258H189ZM204 257H205V256H204ZM207 257H208V256H207ZM233 257H234V256H233ZM236 257H237V256H236ZM37 258H38V256H37ZM44 258H45V257H44ZM47 258H48V257H47ZM96 258H97V257H96ZM167 258H168V257H167ZM171 258H172V257H171ZM182 258H181V259H182ZM195 258H196V257H195ZM195 258H194V259H195ZM200 258H201V259H200ZM215 258H216V257H215ZM8 259H9V258H8ZM38 259H40V257H39ZM58 259H59V258H58ZM70 259H71V258H70ZM70 259H69V260H70ZM98 259H99V258H98ZM125 259H126V258H125ZM125 259H124V260H125ZM155 259H156V258H155ZM194 259H193L192 261H194ZM202 259H203L202 256H198V260L202 261ZM211 259H212V258H211ZM226 259H227V258H226ZM234 259H236V258H234ZM249 259H250V258H249ZM252 259H253V258H252ZM263 259H264V258H263ZM49 260H50V259H49ZM55 260H56V259H55ZM72 260H73V259H71L70 261H72ZM76 260H77V259H76ZM86 260H87V259H86ZM110 260H111V259H110ZM170 260H171V259H170ZM175 260H176V258H175ZM196 260H197V259H196ZM198 260L195 261V262H198ZM204 260H205V258H204ZM232 260H233V259H232ZM253 260H254V259H253ZM256 260H257V259H256ZM256 260H255V261H256ZM39 261H40V260H39ZM43 261H44V260H43ZM64 261H65V260H64ZM128 261H129V259H128ZM166 261H167V259H166ZM168 261H169V260H168ZM172 261H173V260H172ZM182 261H183V260H182ZM182 261H181V262H182ZM189 261H190V260H189ZM200 261H199V262H200ZM218 261H219V260H218ZM234 261L237 262V260H234ZM245 261H247V259H245ZM30 262H31V261H30ZM46 262H47V261H46ZM48 262H49V261H48ZM48 262H47V263H48ZM58 262H59V261H58ZM68 262H69V261H68ZM72 262H73V261H72ZM74 262H76V261H74ZM84 262H85V261H84ZM87 262H88V261H87ZM170 262H171V261H170ZM176 262H177V260H176ZM178 262H180V261H178ZM181 262H180V263H181ZM185 262L183 261V263H185ZM199 262H198V264H200ZM202 262H203V261H202ZM208 262H209V261H208ZM215 262H217V261H215ZM243 262H244V261H243ZM27 263H28V262H27ZM43 263H44V262H43ZM59 263H60V262H59ZM99 263H100V262H99ZM101 263H102V262H101ZM103 263L106 264V262H103ZM152 263H153V262H152ZM154 263H156V262H154ZM193 263H194V262H193ZM203 263H206V262L204 261ZM251 263H252V262H251ZM253 263H254V262H253ZM40 264H41V263H40ZM48 264H50V263H48ZM51 264H52V263H51ZM71 264H72V263H71ZM85 264H86V263H85ZM124 264H125V263H124ZM173 264H174V263H173ZM178 264H179V263H178ZM181 264H182V263H181ZM188 264H191V263H188ZM201 264H202V263H201ZM213 264H214V263H213ZM231 264H232V263H231ZM236 264H237V263H236ZM240 264H241V263H240ZM242 264H243V263H242Z\"/></svg>",
    "mask_w": 264,
    "mask_h": 264
}]
</instances>
